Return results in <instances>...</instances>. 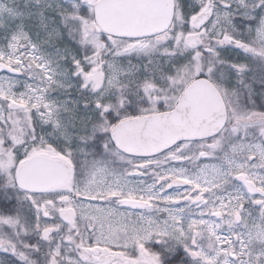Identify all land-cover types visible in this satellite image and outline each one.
<instances>
[{"label":"snow or ice","instance_id":"6c2138e0","mask_svg":"<svg viewBox=\"0 0 264 264\" xmlns=\"http://www.w3.org/2000/svg\"><path fill=\"white\" fill-rule=\"evenodd\" d=\"M0 264H264V0H0Z\"/></svg>","mask_w":264,"mask_h":264}]
</instances>
